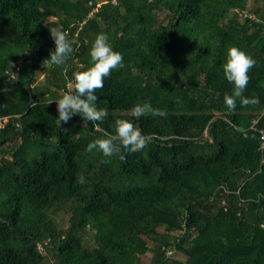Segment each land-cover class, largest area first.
<instances>
[{
  "label": "trees",
  "instance_id": "obj_1",
  "mask_svg": "<svg viewBox=\"0 0 264 264\" xmlns=\"http://www.w3.org/2000/svg\"><path fill=\"white\" fill-rule=\"evenodd\" d=\"M256 2L251 15L249 0H0V264H264V0ZM55 29L74 52L50 68ZM100 33L123 56L95 93L108 115L57 127L55 101L91 66ZM230 47L257 62L243 94L257 105L224 104ZM146 101L165 115L137 120L131 108ZM117 119L151 143L122 150L124 160L87 152L115 134Z\"/></svg>",
  "mask_w": 264,
  "mask_h": 264
},
{
  "label": "clouds",
  "instance_id": "obj_2",
  "mask_svg": "<svg viewBox=\"0 0 264 264\" xmlns=\"http://www.w3.org/2000/svg\"><path fill=\"white\" fill-rule=\"evenodd\" d=\"M55 44V49L49 54V58L43 62L48 67L63 66L72 56L74 48L68 34L55 29L50 32ZM91 66L84 71L74 74V79L69 84V91L64 93L59 100L55 101L58 117L54 119L57 127L66 124L73 115H78L88 122H101L108 113L104 109H97L95 103L98 99L95 93L104 87L105 78L109 77L114 69L123 67V56L114 51L104 33L97 34L89 49ZM256 61L237 47H230L227 50L226 62L223 64V75L233 86L230 95L224 96V104L229 110L236 108L237 100L242 107L254 106L260 103L258 97L248 98L244 92L249 83L251 69L256 66ZM53 101H49L51 104ZM131 115L137 120L142 116L151 115L164 116L160 109L153 108L150 102L138 103L131 108ZM98 127V125H97ZM114 133H104L103 138H97L90 142L87 152H99L103 157L119 155L121 160L125 159L120 155L122 150L127 153H134L145 149L152 141V137L145 135L141 130L128 119H117L114 122ZM102 163H109L105 159ZM77 183H86L84 176L77 178Z\"/></svg>",
  "mask_w": 264,
  "mask_h": 264
},
{
  "label": "rangeland",
  "instance_id": "obj_3",
  "mask_svg": "<svg viewBox=\"0 0 264 264\" xmlns=\"http://www.w3.org/2000/svg\"><path fill=\"white\" fill-rule=\"evenodd\" d=\"M257 4V2H256V0H249V4H248V8L250 9L249 11H250V14L252 15V11H253V7H252V4ZM246 11V10H245ZM164 13L163 12H161L160 13V17H159V19H161V17H162V15H163ZM51 18H49V20H50ZM242 19H243V16H240V22H242ZM224 22H227V19H225V21ZM42 79V76H38L37 77V80H41ZM142 260L144 261V262H148L149 261V259H150V252H146L145 254H143L142 256Z\"/></svg>",
  "mask_w": 264,
  "mask_h": 264
},
{
  "label": "built area",
  "instance_id": "obj_4",
  "mask_svg": "<svg viewBox=\"0 0 264 264\" xmlns=\"http://www.w3.org/2000/svg\"><path fill=\"white\" fill-rule=\"evenodd\" d=\"M239 14L244 17L247 15V11L245 10L239 11ZM259 139H260V149H263L264 148V133H261Z\"/></svg>",
  "mask_w": 264,
  "mask_h": 264
}]
</instances>
